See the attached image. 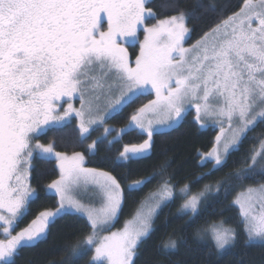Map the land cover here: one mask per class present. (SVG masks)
I'll list each match as a JSON object with an SVG mask.
<instances>
[{
    "label": "snow or ice",
    "instance_id": "1",
    "mask_svg": "<svg viewBox=\"0 0 264 264\" xmlns=\"http://www.w3.org/2000/svg\"><path fill=\"white\" fill-rule=\"evenodd\" d=\"M149 2L0 0V264H15L22 248L47 239L50 226L73 210L86 218L91 232L71 247V257L93 252L88 264H133L138 246L152 231L159 202L171 199L165 182L155 203L138 210L122 229L112 230L123 200L116 177L86 168L81 152L69 155L55 151L51 143L35 142L49 130L70 127L69 117L78 118L76 142L85 144L93 126H103L105 116L154 91L156 98L138 108L128 126L146 133L148 139L125 146L120 157L141 158L151 148L153 123H175L191 105L197 121L201 114L219 119L217 146L208 154L213 170L223 167L247 133L264 122V0H244L238 12L191 47L184 46L190 38L185 14L149 27L145 21L155 18L146 7ZM138 33L143 34L142 41ZM135 45L139 53L132 61L128 47ZM73 99L79 101L78 109ZM62 100L67 109L61 114L57 102ZM95 147V142L88 145L89 150ZM34 154L58 163L59 178L46 191L59 195V206L54 212H40L15 232L35 199L28 183ZM246 163L231 177L242 186L233 205L239 209L246 243L264 245V181H256L255 186L243 183L264 175V140ZM145 182L130 184L128 191L139 190ZM78 190L90 191L99 206L82 203L75 195ZM202 195L184 197L182 209L193 218ZM202 231L210 233L218 250L232 246L238 237L223 222ZM163 250H178L177 241L169 238Z\"/></svg>",
    "mask_w": 264,
    "mask_h": 264
},
{
    "label": "trees",
    "instance_id": "2",
    "mask_svg": "<svg viewBox=\"0 0 264 264\" xmlns=\"http://www.w3.org/2000/svg\"><path fill=\"white\" fill-rule=\"evenodd\" d=\"M243 3L244 0H150L146 7L152 9L155 18L147 19L146 25L153 26L160 20L183 12L190 31L185 45L191 46L217 24L238 12ZM138 49V46L131 49L132 59L138 55ZM153 96L152 92L142 95L109 118L107 125L113 130L105 139L102 138V129H97L89 134L87 143H77L78 125L73 120L70 127L49 130L37 142L43 145L51 143L57 152H81L86 168L105 171L116 177L123 190V205L112 230L122 229L132 220L145 200L160 190L165 182L176 192L189 187L190 195H205L194 218L182 212L185 199L180 194L166 203L156 216L151 233L139 245L134 264H264V245L246 243L239 209L233 205L235 195L242 186L231 179L237 170L247 167L249 154L264 140V122H258L248 132L239 150L230 153L227 163L219 170H213L214 165L210 162L201 163L202 155L213 149L218 131L201 128L192 112L170 130L154 133L151 148L141 158L125 161L120 157L125 146L139 145L148 139L137 129H129L130 117L138 108L153 100ZM121 129L125 131L121 132ZM93 142H96V150L90 154L88 145ZM56 163L55 160L33 159L30 186L35 199L29 203L30 213L19 227L28 226L40 212L59 206L54 190L46 191V186L59 178ZM136 181L146 182L139 190L129 192L128 186ZM256 181H264V175L258 174L243 183L255 186ZM218 187L220 191H217ZM221 222L224 227L235 229L238 233L235 243L224 251L218 250L207 234H202L206 226ZM90 232L84 217L64 215L50 226L47 239L36 246L22 248L15 264H88L93 252L79 258L71 257L70 250ZM169 238L177 241L178 250H163Z\"/></svg>",
    "mask_w": 264,
    "mask_h": 264
},
{
    "label": "rangeland",
    "instance_id": "3",
    "mask_svg": "<svg viewBox=\"0 0 264 264\" xmlns=\"http://www.w3.org/2000/svg\"><path fill=\"white\" fill-rule=\"evenodd\" d=\"M147 21V20H146ZM146 21H145V23H146ZM159 22H157L156 24H158ZM155 24V25H156ZM185 24H186V18H185ZM155 25H153V26H155ZM149 27H152V26H149ZM186 27H187V24H186ZM189 34H190V31H189ZM138 35H139V38H140V40L142 41L143 40V34L142 33H138ZM188 40V38H186V40H185V43H186V41ZM184 46L185 47H191V46H186L185 44H184ZM127 47V46H126ZM138 48H139V45H138ZM128 51H130V49H129V47H128ZM152 93H153V100L156 98V96H155V92L154 91H152ZM72 104H73V107L74 108H79L80 107V104H79V101L78 100H76V99H73L72 100ZM67 109V105L65 106V105H63V107H62V109H61V113H62V110H66ZM185 111L184 112H182L181 113V118L178 120V121H176L175 123H173L172 121H167L166 123H163V124H156L155 122L153 123V125H152V127H153V129H154V131H153V134L154 133H156V132H159V131H163V130H170L171 128H173V127H175L179 122H180V120L182 119V118H184L186 115H188L189 113H193L194 115H195V121L198 123V125L201 127V128H203V129H208V128H213V129H216L217 131H218V134L217 135H220V127H221V125H220V123H219V119L217 118V117H215V116H207V115H203V114H201V120L200 121H197L196 120V110H195V107L194 106H191V105H186L185 106ZM119 113V112H118ZM115 114H117V113H114V114H112L111 116H105L104 117V124H103V126H96V125H94L93 126V129H95V130H97V129H102V131H103V133H102V138L103 139H105V138H107L109 135H110V133L112 132V128L109 126V125H107V121H108V119L109 118H111L113 115H115ZM69 119L71 120V121H73V120H76V122H77V125L79 124V120H78V118H76L74 115L72 116V117H69ZM169 123H173V126L171 127V128H169ZM201 124H203L204 126L202 127L201 126ZM104 128H108V129H110V132H108V133H105L104 132ZM138 131H140L139 129H137ZM94 131V130H93ZM92 132V131H91ZM90 132V133H91ZM141 132V131H140ZM228 133H229V130L227 129V127L225 126V135L227 136L228 135ZM144 134H146V133H144ZM248 134V133H247ZM147 135V134H146ZM96 143V142H95ZM217 145H216V140H215V145H214V147H216ZM213 147V148H214ZM95 150H96V147H95V149H92V150H90V152L91 153H93V152H95ZM212 151V150H211ZM210 151V152H211ZM210 152H208V153H205V154H203L202 155V158H201V163H202V161H203V163L202 164H205V163H207V162H210V163H212L213 165H214V161L209 157V153ZM233 151H231L230 153H232ZM69 155H71V154H69ZM229 156V155H228ZM228 158V157H227ZM57 164V167H58V163H56ZM58 169H59V167H58ZM28 183H29V185H30V175H29V177H28ZM31 187V186H30ZM170 188H171V192H172V196H171V199H169V200H167V201H160L159 202V207H157L156 208V210H155V214H154V217H153V221H152V225H153V222H154V220H155V218H156V216L159 214V212L161 211V209L166 205V203H168L169 201H171L177 194H180L181 196H183V197H185V195H190L189 194V191H190V189H189V187H185V188H183V192L181 191L182 189H180L178 192H176L175 191V189L172 187V186H169ZM122 189V188H121ZM161 190H162V188L160 189V190H158L157 192H154V193H152L146 200H145V202L142 204V206H141V208L139 209V210H141L143 207H146V206H148V205H150V204H153V203H155L156 201H157V199H158V194L161 192ZM53 192V191H52ZM53 193H55V192H53ZM57 195V197H58V201H59V195L58 194H56ZM75 195H76V198H78V199H80L81 200V202L82 203H89V202H94L95 203V206H99V201L98 200H93V197L91 196V192L89 191V192H84L83 190H78L76 193H75ZM204 196L205 195H202V196H200L199 198H200V205H199V210H198V212L200 211V209H201V206H202V201L204 200ZM31 202V201H30ZM29 202V203H30ZM122 205H123V200H122V203H121V207H120V210H121V208H122ZM238 208V207H237ZM50 211H56V209H54V210H50ZM182 212L184 213V214H188V215H190L191 217H193L190 213H188L187 211H185V210H182ZM119 213H120V211H119ZM119 213H118V215H117V219H118V217H119ZM72 214H76V213H74V210H73V212H72ZM76 215H79V214H76ZM79 216H81V215H79ZM136 216V215H135ZM135 216H134V218H135ZM83 217V216H82ZM85 218V217H84ZM134 218L132 219V220H130V221H133L134 220ZM86 219V218H85ZM117 219H116V221H117ZM116 221H115V223H116ZM130 221H128V222H130ZM114 223V224H115ZM152 229H153V227H152ZM151 233V232H150ZM13 234H15V233H13ZM106 234V233H105ZM203 235H206L207 234V236H209L210 238H211V236H210V233H207V232H203L202 233ZM0 238H2V237H0ZM213 241V240H212ZM214 242V241H213ZM139 247V246H138ZM230 246H228V247H226L225 249H223V250H221V251H224V250H227L228 248H229ZM136 258V257H135ZM135 258H134V261H135ZM133 264H134V262H133Z\"/></svg>",
    "mask_w": 264,
    "mask_h": 264
},
{
    "label": "flooded vegetation",
    "instance_id": "4",
    "mask_svg": "<svg viewBox=\"0 0 264 264\" xmlns=\"http://www.w3.org/2000/svg\"><path fill=\"white\" fill-rule=\"evenodd\" d=\"M146 24V23H145ZM105 30H106V25H105ZM135 46H138V45H135ZM135 46H132V47H129V49H130V51H128V53H129V58H130V60H132V61H134L135 59H132V54H131V49L132 48H134ZM138 53H139V49H138ZM67 98H65V100H66ZM57 105H58V110H61L62 109V107H63V105H67L66 103H64V101L62 100V101H59V102H57ZM62 114V113H61ZM35 142H37V141H35ZM39 143V142H38ZM36 156H35V154H34V157H33V159L35 158ZM33 159H32V161H33ZM22 222V221H21ZM21 222H19V224L21 223ZM27 227V226H26ZM23 228H25V226L24 227H17L16 228V230H15V232H18L19 230H21V229H23ZM15 232H13V233H15Z\"/></svg>",
    "mask_w": 264,
    "mask_h": 264
}]
</instances>
